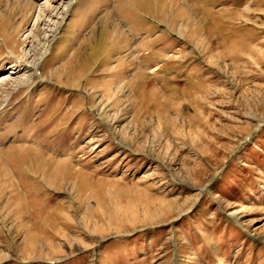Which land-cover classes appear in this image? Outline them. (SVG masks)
I'll return each mask as SVG.
<instances>
[{
    "label": "rangeland",
    "instance_id": "374dc122",
    "mask_svg": "<svg viewBox=\"0 0 264 264\" xmlns=\"http://www.w3.org/2000/svg\"><path fill=\"white\" fill-rule=\"evenodd\" d=\"M0 264H264V0H0Z\"/></svg>",
    "mask_w": 264,
    "mask_h": 264
},
{
    "label": "bare ground",
    "instance_id": "6f19581e",
    "mask_svg": "<svg viewBox=\"0 0 264 264\" xmlns=\"http://www.w3.org/2000/svg\"><path fill=\"white\" fill-rule=\"evenodd\" d=\"M49 3V4H48ZM47 4H48V6H52V4L50 3V2H48ZM45 14V13H44ZM38 17H40V15L38 16ZM39 19V18H38ZM13 54V53H12ZM12 57V56H11ZM13 57H16L15 56V54H13ZM13 59H15V58H13ZM17 64H22L23 62H21V61H17L16 62ZM23 65V64H22ZM15 66H16V64H15ZM24 66V65H23ZM16 68V67H15ZM5 77H7L6 75L5 76H3V78H2V80H4V79H6Z\"/></svg>",
    "mask_w": 264,
    "mask_h": 264
}]
</instances>
